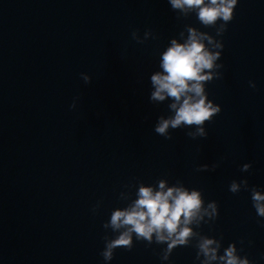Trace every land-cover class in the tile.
<instances>
[{"label": "water", "instance_id": "water-1", "mask_svg": "<svg viewBox=\"0 0 264 264\" xmlns=\"http://www.w3.org/2000/svg\"><path fill=\"white\" fill-rule=\"evenodd\" d=\"M178 15L168 0H0V264H200L191 245L164 261L166 245L135 236L130 251L100 255L112 210L161 179L165 191L180 181L217 202L218 218L194 230L222 236L221 254L234 242L264 264V218L250 191H229L246 178L264 192V0H238L216 37L222 76L205 87L221 112L195 140L192 129L170 140L154 131L171 100L150 101V76L170 40L183 43L188 25L216 35L195 13ZM134 30L155 38L137 43Z\"/></svg>", "mask_w": 264, "mask_h": 264}, {"label": "clouds", "instance_id": "clouds-1", "mask_svg": "<svg viewBox=\"0 0 264 264\" xmlns=\"http://www.w3.org/2000/svg\"><path fill=\"white\" fill-rule=\"evenodd\" d=\"M171 8L178 12V19L188 17L195 13L198 21L205 27L215 28L216 35L201 31L193 26H186L187 37L183 43L176 38L170 40V46L163 51L160 57V68L151 74L152 88L150 101L162 103L171 100L167 105L170 114L165 117L160 115L154 127L155 133L172 139L170 130L187 128L192 129L185 134L195 140L206 138V122H211L213 117L221 112V106L208 98L205 85L213 79L222 76L220 69L223 64L217 63L221 58L224 45L222 37L227 31L228 24L234 18V10L238 0H168ZM219 22V23H218ZM132 38L137 43H144L153 33L144 32L141 38L139 30L132 32ZM184 36V32L180 33ZM85 84L91 83V77L81 73ZM249 86L256 87L255 82L249 81ZM78 99V98H77ZM76 108V100L70 105ZM219 163L211 166L200 165L197 171H214ZM252 165L246 163L242 172H248ZM166 180L158 182L159 190L154 191L151 186H144L140 182L136 199L128 206L117 207L112 210L110 219L103 225L104 229H111L115 234L113 238L104 237V249L100 253L104 261H111L117 248H133V237L137 241H146L166 245L161 253V259L169 260L173 250L178 246H193L197 249L196 260L200 264H252L247 256L239 255L243 249H237L236 243H230L223 249L221 236L219 239L202 234L194 230L202 223L214 222L218 216V204L210 201L205 204L202 192L189 189L180 181L165 191ZM241 190L250 191L252 206L256 214L264 218V192L256 186H249L246 178L239 181L232 180L229 191L233 194ZM123 200V194H120ZM99 207L97 204L93 211ZM193 241L195 243L193 244ZM243 243V241H241Z\"/></svg>", "mask_w": 264, "mask_h": 264}]
</instances>
